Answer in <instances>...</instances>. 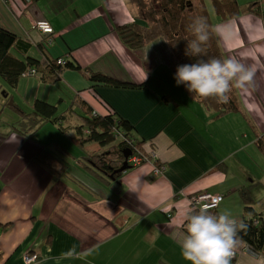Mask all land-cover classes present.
Returning <instances> with one entry per match:
<instances>
[{"label": "crops", "instance_id": "1", "mask_svg": "<svg viewBox=\"0 0 264 264\" xmlns=\"http://www.w3.org/2000/svg\"><path fill=\"white\" fill-rule=\"evenodd\" d=\"M125 5L129 4L124 0H30L29 4L0 0V28L28 43L35 59L44 51L52 59L67 56L83 70L120 82L147 83L143 89H115L93 84L69 69L55 85L42 84L34 77L35 99L56 103L59 109L67 108L68 98L75 94L95 114L113 110L134 127L136 138L153 142L155 154L154 160L131 166L116 184L76 162L87 155L64 140L67 149L54 147L61 154H51L73 167L77 182L67 177L55 181L33 160L44 145L52 148L51 144L31 142L15 133L7 135L8 128H0V224L10 225L0 235V264H23L26 253L39 256L36 264H190L181 256L172 233L181 230L193 194H222L217 211L228 209L237 221L244 217L238 194L246 189L251 196V189L259 184L248 163L254 164L252 152L258 157L254 142L259 132L251 138L246 133L242 142L237 141L235 132H243L244 123H249L240 113L216 118L192 101L181 85L175 87L166 65L169 49L163 40L136 52L124 46L115 28L134 17V10L131 13ZM254 20L264 29V23ZM38 21H47L53 28L51 43L34 29ZM242 26L241 33H250L249 27L256 23ZM215 35L225 58L226 42ZM258 81L264 89V63L255 68L250 87ZM234 89L248 111L252 101L245 103L241 88ZM164 96L173 102H165ZM231 117L241 120H228ZM72 123L77 125L76 120ZM86 150L100 152L92 144ZM155 163L164 167L161 174L153 173ZM263 195L257 192L252 199L263 200ZM259 205L257 202L254 210L264 214ZM169 213L171 218L166 217ZM73 247L76 253L90 254L64 255ZM231 264H264V255L246 249L241 241Z\"/></svg>", "mask_w": 264, "mask_h": 264}, {"label": "trees", "instance_id": "2", "mask_svg": "<svg viewBox=\"0 0 264 264\" xmlns=\"http://www.w3.org/2000/svg\"><path fill=\"white\" fill-rule=\"evenodd\" d=\"M196 1L198 2L197 5L192 0H126L127 4L134 10V17L130 22L117 26L115 32L121 43L134 52L158 39L163 40L169 49L166 65L175 75L178 65L191 64L197 59L185 55L187 41L193 38L188 29L191 20L196 16H203L206 18L210 30L214 29V22L210 18L203 0ZM211 4L215 17L221 21L244 14H252L260 17L264 23V0L243 4H238L235 0H211ZM29 50L30 45L28 43H23L13 33L0 28V77L8 86L16 88L21 78L31 76L37 77L42 84L55 85L61 81V74L69 69L80 73L93 84H102L105 87L115 89H143L147 84H129L102 73L83 70L77 62L68 60L67 56L52 59L43 51L39 58L35 59ZM205 57L223 58L214 31L205 46ZM31 69L35 71L34 75H24ZM181 86L192 101L212 112L216 118L241 114L238 95L234 88L230 93L229 102L222 104L218 103L214 97L195 96L187 90L185 85L181 84ZM163 100L173 102L172 98L168 96H164ZM12 107L16 113L20 114L21 120H18L17 123H11L7 135L8 133H15L24 139H29L34 137L38 130L46 124L56 125L62 132L65 128L71 131L76 130V134L70 136V141L82 148L84 156H87L83 161H77V158L75 161L82 162V166H86V169L116 184L119 183L121 176L131 169L115 173L124 162L125 152L141 157L143 161L149 160L150 153H154L153 142L136 138L134 136L135 129L128 121L120 118L110 109L104 115L95 114L93 109L75 94L67 108L62 111H59L58 104L49 103L42 99L33 101L29 113L20 110L17 105ZM77 110L81 114H77ZM73 115L76 117L77 125L72 123ZM64 119L69 122L68 126L63 127ZM90 144L97 145L100 152L88 153L86 147ZM46 147L44 145L33 160L51 174L55 181L67 177L77 182V176L72 173L73 167L56 159L45 149ZM254 147L264 157V132L257 134ZM155 166L158 167L156 163ZM238 195L241 198L244 211V217L238 222H243L246 225V228L238 233L239 238L246 249L264 255V214L256 212L253 207L257 202L264 205V199L255 202L246 189H240ZM220 196L222 200L218 206L224 199L222 194ZM217 208L212 209V211L216 212ZM166 217L171 218V214H167ZM9 229V224H0V235Z\"/></svg>", "mask_w": 264, "mask_h": 264}, {"label": "clouds", "instance_id": "3", "mask_svg": "<svg viewBox=\"0 0 264 264\" xmlns=\"http://www.w3.org/2000/svg\"><path fill=\"white\" fill-rule=\"evenodd\" d=\"M188 29L193 38L187 41L185 55L197 59L194 63L177 66L174 75L177 85H185L195 96L214 97L218 103L227 104L234 87L244 89L253 84L255 69L237 58L205 57V46L211 33L222 35L220 26L210 30L206 18L196 16ZM212 207L205 203L189 208L184 214L181 230L172 233L181 256L190 264H231L241 243L238 233L246 225L238 222L228 209L214 212ZM88 254L90 252L76 253L73 247L64 255L80 257Z\"/></svg>", "mask_w": 264, "mask_h": 264}, {"label": "rangeland", "instance_id": "4", "mask_svg": "<svg viewBox=\"0 0 264 264\" xmlns=\"http://www.w3.org/2000/svg\"><path fill=\"white\" fill-rule=\"evenodd\" d=\"M69 1V0H67ZM126 2V0H124ZM195 5L198 4L196 0H192ZM238 4H243L245 1H257V0H235ZM206 9L208 10L209 16L212 21L216 24L214 29L217 26L221 27V31L223 35H220L221 39H224L226 53L224 57H235L240 60L245 65L252 67V68H259L262 63H264V29L261 28L254 20H258L263 23L260 17H257L252 14H247L250 16L240 15L235 19H228L221 21L219 18L215 17L213 7L211 4V0H203ZM127 4V2H126ZM126 9L132 13V8L130 5H125ZM254 18V19H252ZM254 22L256 26H250L252 32L250 33H241L244 30L242 23ZM241 28V29H240ZM258 30L262 33H259ZM228 32V35H227ZM243 35V36H242ZM263 37V38H261ZM228 47V48H227ZM260 49V51H258ZM258 51V52H257ZM170 77H174L171 73ZM174 86L179 87L176 84L175 79L173 78ZM37 83V80L34 76L21 78L17 84L16 88H12L8 86L5 81L0 77V128H8L12 122L17 123L18 120H21V116L19 113H16L13 109V105H17L20 110L25 113H29L31 111V104L33 103V99L35 96L32 95L34 90V84ZM257 85L254 87H247L241 89L240 95L246 101L251 100L248 103L249 110L247 111L243 108V104L240 100V107H241V116L245 122H249L248 124L244 123L243 132L241 129H238L235 132V139L239 142L244 140V135L246 133L250 136H254V133L259 132L260 134L264 132V89L260 85L259 81L256 82ZM46 91L43 92V96H45ZM239 97V95H238ZM240 98V97H239ZM3 100V101H2ZM2 101V102H1ZM70 98H68V103H70ZM66 104V102H65ZM66 106L59 107V111H62ZM77 114H81L79 111L76 112ZM238 116V115H236ZM239 117H231L228 119L230 121H237L241 120L236 119ZM76 120V117L73 115L72 120ZM65 120V119H64ZM63 120V121H64ZM70 120V118H69ZM229 121V122H230ZM78 123V122H77ZM69 122L67 120L64 121L63 127L68 126ZM65 128L62 132L56 125L53 124H46L38 132L35 134L34 137H30L28 140L31 142H41L46 144H51L52 148H45L53 155H60L61 149H54V147H62V149H67L66 146L62 145L64 140L70 141V136L76 134V130L71 131L70 129ZM245 129V131H244ZM66 131V132H65ZM66 138V139H65ZM235 141V142H237ZM50 146V145H48ZM69 148V146H68ZM247 155V154H246ZM249 155H252V161L254 164L249 161L250 170L253 171V175L256 178V182L260 179L259 184L253 186L251 197H255L256 193L259 192L260 194H264V157L258 153V157L253 154V152ZM250 157V156H249ZM56 158V157H55ZM57 159V158H56ZM255 170H258V174H256ZM194 195V194H193ZM192 195V196H193ZM264 196V195H263ZM261 197V196H259ZM264 210V205H259V208ZM23 264H25L23 262Z\"/></svg>", "mask_w": 264, "mask_h": 264}, {"label": "built area", "instance_id": "5", "mask_svg": "<svg viewBox=\"0 0 264 264\" xmlns=\"http://www.w3.org/2000/svg\"><path fill=\"white\" fill-rule=\"evenodd\" d=\"M38 27H40L41 29H43L44 31H50V28L48 26V24L46 22H39ZM35 71L34 70H29L28 72H26L24 75H34ZM155 159V154L153 152L150 153L149 155V160H154ZM149 160H142L141 157H138L136 155H130L127 159V164L131 165V166H137L143 162H147ZM164 171V167H155L153 173L155 175L161 174ZM222 198L220 195H214L212 193H208V192H198L195 193L193 196H191L189 198L190 201V205L191 207H198L200 204H209L212 205V209H216L218 204L221 202ZM219 201V203L217 204V202ZM235 257V254L233 256V258ZM35 258V257H33ZM232 258V259H233ZM31 262V258L28 260V263Z\"/></svg>", "mask_w": 264, "mask_h": 264}, {"label": "bare ground", "instance_id": "6", "mask_svg": "<svg viewBox=\"0 0 264 264\" xmlns=\"http://www.w3.org/2000/svg\"><path fill=\"white\" fill-rule=\"evenodd\" d=\"M27 4H29L30 0H24ZM39 22H46L50 28V31H44L43 29H41L40 27H38V23ZM34 29L41 32L42 34H44L47 38L45 39V41H47V43H51L52 41V37L51 35H53L54 31L53 28L51 27V25L47 22V21H38L36 22ZM35 257V258H33ZM23 258V262L25 264H36L39 261V256L36 253H26L23 254L22 256ZM31 258V262L28 263V260Z\"/></svg>", "mask_w": 264, "mask_h": 264}, {"label": "water", "instance_id": "7", "mask_svg": "<svg viewBox=\"0 0 264 264\" xmlns=\"http://www.w3.org/2000/svg\"><path fill=\"white\" fill-rule=\"evenodd\" d=\"M130 155H131L130 152L124 153V162L121 165V167L115 171V173H121V172H124V171L128 170L129 168H131L130 165L127 164V159Z\"/></svg>", "mask_w": 264, "mask_h": 264}]
</instances>
